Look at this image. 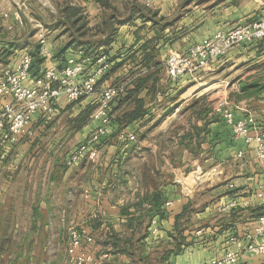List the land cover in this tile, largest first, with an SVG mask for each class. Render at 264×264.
Instances as JSON below:
<instances>
[{
    "label": "crops",
    "instance_id": "1",
    "mask_svg": "<svg viewBox=\"0 0 264 264\" xmlns=\"http://www.w3.org/2000/svg\"><path fill=\"white\" fill-rule=\"evenodd\" d=\"M139 1L49 0L48 7L46 4H35L34 0H0V76L3 69H13L23 55H29L31 66L35 62L40 63L38 76L32 75L31 71L29 73L27 83L30 84L40 77L44 69L62 66L68 57L77 56L80 47L87 45L86 51L92 56L91 59L98 54H106L110 60V69L105 75H108L107 78L99 81V85L107 86L117 82L114 79L129 69L145 71L141 62L148 47L154 46L157 59L164 62L170 53L183 52L218 30H228L253 20L264 19V0H211L210 4L202 3L203 0H152L150 7ZM16 2H24L28 8L22 12V24L18 23L14 15ZM40 36L44 37L43 44L39 43ZM89 71L90 67L86 72ZM168 83L171 89H176L175 92L186 86L187 89L195 88V92L200 90L196 94L193 92L190 98L179 99V106L186 105L188 113L198 114V126L207 122L209 133L201 135L204 138L200 145V155L207 157L209 167L206 170L215 167L220 175L206 183L210 185L206 189H212L211 194L219 191V197L214 203L204 204L199 212L193 213L197 223L188 226L183 232L188 242L194 236L191 229L201 226L203 241L188 243L179 255L170 257L166 263L198 264L221 257L229 249L226 241L230 237L243 239L245 232L257 225L256 216L261 213L259 207L262 205L258 200L248 209L238 207L227 212L217 210V206L232 197L252 198L259 188L263 190L264 165L255 159L252 146L247 147L233 139L230 141L231 131L216 112V104L221 100L239 105L242 110L234 112L236 119L241 118L244 111H249L264 134V39L234 47L223 58L200 70L195 80L183 76L176 84ZM208 95L213 99L211 107L202 101ZM199 97H202L200 102L196 100ZM91 99L94 102V98H86L73 104L59 99L55 114L59 112L69 116L70 113L72 118L77 117L87 108ZM8 100L0 92V111ZM169 107L165 106V111ZM156 115L159 116L158 112H155ZM169 116L172 120L178 118L174 112ZM51 117L36 114L30 127L34 129L36 125L42 131L41 128L48 126V131L52 130L55 124L50 126ZM146 118L144 116L143 121H137L133 129L139 128ZM61 120L59 117L57 122ZM91 121L92 124L72 134V149H76L93 131L97 122ZM131 125L127 130H131ZM40 135L30 142L27 140L31 137L21 138L15 144L2 142L0 136V264H66L65 231L69 222L74 218L79 220L85 217L83 219L87 220L96 217L97 213L102 224L94 232L109 241L112 236L124 240L133 236L135 241L136 237L147 232V237L141 242L144 250L142 254L173 246L169 235L173 232L175 216L189 202L192 208L193 195L199 186L184 196L170 186H158V191L161 190L165 202L170 205L166 206L165 203L162 206L165 215L159 219L157 236L152 240L148 228L144 227L143 232H140L141 221L135 222L138 211L115 206L117 203L113 201L111 189L117 184L111 176L116 171L109 169L108 163H105L108 156L110 158L114 155V148L103 144L108 137L96 146L100 148L99 155L105 163L101 166L104 173L99 174L96 168L88 166L86 158H81L74 166L66 167L70 153L61 157L63 153L56 154L49 147L40 150L39 142L47 139L46 134ZM182 135L177 138V144L181 142ZM142 147L148 149L150 145L146 146L145 142ZM156 149L155 144L154 156ZM238 152L242 153L241 161L228 163L236 159ZM230 164L233 177H228L227 182H231L234 188L227 194L229 192L224 189L226 175L223 171L229 170ZM124 189L136 190L129 181L124 183ZM82 190L84 198L78 195ZM132 199L133 203H142V206L145 201L144 198ZM83 205L86 206L85 210ZM147 208L149 204L146 208L141 207L142 211ZM130 219L132 223L128 222ZM121 223L124 225L121 226ZM263 239L264 236L260 238ZM105 248L109 252L110 261L104 264H143L134 262L125 254H114L111 244ZM238 264H264V256L245 252Z\"/></svg>",
    "mask_w": 264,
    "mask_h": 264
},
{
    "label": "built area",
    "instance_id": "2",
    "mask_svg": "<svg viewBox=\"0 0 264 264\" xmlns=\"http://www.w3.org/2000/svg\"><path fill=\"white\" fill-rule=\"evenodd\" d=\"M142 2L149 7L152 0H142ZM27 9L24 2H16L14 15L19 24H22V12ZM263 39L264 19L253 20L228 30H218L183 52L169 54L165 61L168 81L175 83L183 76L195 80L200 70L215 60L223 58L234 47ZM39 43H44L43 36H40ZM91 58L92 56L80 49L77 56L68 57L62 66H50L44 69L40 77L32 80L30 84L27 83L31 66L29 55H23L13 69H5L0 76V92L9 100L3 104L0 111L2 142L15 144L21 138L30 136V124L33 117L36 114L42 117L53 116L59 99L72 104L82 98H94L96 107L91 118L97 122V125L84 142L69 155L66 165L69 167L76 164L83 153H88L90 159L95 158L97 144L112 134L108 113L110 104L124 93L131 79L99 86V81L110 69V63L106 54H98ZM89 67L90 71L86 72ZM236 110H242V108L226 101H220L216 106V112L231 130L232 139L242 142L247 147L252 146L255 159L264 165V134L257 126L253 114L246 110L241 118L236 119L234 116ZM119 138L128 143H132L135 139L134 134L124 131L119 133ZM241 155L242 153L238 152L235 158ZM194 173H197L196 179L202 178L203 182L214 180L219 176L215 167L206 171H201L198 167ZM233 188L234 185L229 184V189ZM256 200L260 202L264 210V189L259 188L252 198L232 197L226 203L217 206V210L227 212L238 207L248 209ZM168 205L170 203L166 202V206ZM153 231H156V228H153ZM68 232L71 254L76 252L81 242L88 244L92 242V238L85 231L74 226ZM263 236L264 214L258 217L256 226L245 232L243 239L230 237L226 241L229 249L221 257L199 264H238L242 252L264 256V239L260 240ZM83 262L91 263L92 259L89 255L81 254L77 258V264Z\"/></svg>",
    "mask_w": 264,
    "mask_h": 264
},
{
    "label": "rangeland",
    "instance_id": "3",
    "mask_svg": "<svg viewBox=\"0 0 264 264\" xmlns=\"http://www.w3.org/2000/svg\"><path fill=\"white\" fill-rule=\"evenodd\" d=\"M47 2L50 3L49 0L48 1L34 0L35 4L38 5L41 3L43 6H46ZM210 2L211 0H205V1L203 0L202 3L210 4ZM138 4L141 6L140 3ZM184 13L185 11L182 12V14ZM156 60L158 61V64L161 67L158 70L159 80L156 84V87L154 88L153 91H150L149 93L141 94L145 104L144 105V109L146 110L145 118L146 116L148 118H146V120L142 124H140L139 128L135 127L133 129L136 123L135 122L131 125V127H129L131 130H127V128L116 131L113 130L112 134L108 137L107 141L103 143L105 145L114 148L112 151L114 155L111 156L110 158L108 156L107 161H105V163H108L107 167L109 169L113 168V170L116 171L115 173H113L112 176L110 175L114 183L117 184V186L115 185V187L111 189V193L113 194V201L117 203V205L115 206L127 208V210L133 208L134 211L136 212L138 211L139 214L135 218V222L141 221L139 223V226L141 227L139 228L140 232H143L144 227L146 228L147 224L149 225L148 231L152 236L151 237L152 240L155 239V237L157 236L156 235V233L158 232L157 224L159 220L157 217H153V218L150 217L151 215L150 212H147L148 208L145 211H142L141 207L146 208L148 205L147 202L144 201L143 206L141 205L142 203L141 204L137 202L133 203V201H131L133 196L134 199H138V200H141L139 198L142 199L144 197L146 198V196L150 195L152 191L158 190L159 185H162L164 187L170 186L172 187V190H175L177 193H179V195L184 196L186 194H191L193 190L199 186L197 192L195 193V195H193V206L192 208L189 209V213H190L189 217L186 218L188 219V221L183 219L180 220L179 225L181 227L184 226L186 227L187 225L188 226L195 225L197 223V220L193 215V213L199 212L203 208L204 204L214 203L216 201V198L219 197L218 196L219 191H215L214 194H211L210 191L212 189L210 190L206 189V187L210 186V185L207 186L206 183L211 182L212 179L210 181L203 182L202 178L196 179L198 176L197 173L196 174L194 173L196 168L198 167L200 168L201 171H206V169L209 167V163L206 162L207 161L206 155L203 154L200 155L202 153L201 151L202 149L200 145L203 144V141L202 142L200 141L199 145L198 142L194 140L190 142L181 141L179 144H177V138L179 137L180 134H183L182 136H180L182 138L185 134H187V132H189L191 126L193 125L198 126L196 124V120L197 118H199L198 114H192V112L188 113V111L185 108L186 105L180 107L179 99L182 98L183 100L186 98H190L194 94L199 93L200 90L195 92L196 91L195 88L187 89L186 86L183 87V89L175 92L176 89L175 88L171 89L167 81L166 72H165L166 59L164 62L163 61L161 62L157 58ZM4 70L5 69L2 70V73ZM151 71L157 72V70L154 71L152 70V68L150 72ZM126 75L127 73H124L120 75V77L115 78L114 80L126 81L127 79H132L135 77V76L125 77ZM107 76L102 78L101 81H105L104 79H106ZM99 86H103V84H100ZM170 90H172L171 93L172 95L169 94ZM210 96L211 95H208V98H205L204 100H202V97H199L196 100H198V102L202 100L208 106L211 107V103L213 99H211ZM84 99L86 98H82L79 101H82ZM89 102L90 103H88L87 107L90 109V111L87 118H85L84 123H81L80 121H78V119L74 120V118L76 117L72 118L70 116V113L68 116L66 114L61 115V113L58 112L57 114H55L50 118V122L48 121L50 126L52 123L55 124L52 130L48 131V128L50 127L44 125L47 127L45 129L41 128L42 131H40L37 129V126L35 125L34 129L33 127H30V136L24 138L28 139L29 137H31V139L27 140V142H30L33 138L41 137L40 134H46L45 138L47 139L39 142L38 146L40 150L44 149V147H49V149H51L52 151L55 150L57 152L56 154L63 153L61 157H64L69 153L71 154V150L72 152L76 150L74 148L73 149L71 148L73 142L72 134L76 133L78 130L82 129L85 126L87 127L88 124L90 123L92 124L91 115L96 107V104L93 102L92 99ZM116 104L117 102H114L111 105V111H109L110 120L112 119L114 120L115 117L121 111V109L117 108ZM165 106H170V107L165 111ZM155 112H158L159 116L157 115L154 116ZM173 112L174 114H176V116H178V118L172 120V117H170L169 115H171V113ZM59 117H61L62 120L58 123L57 120L59 119ZM143 120L144 118L140 121ZM46 121L47 120H44V122ZM121 131L124 132L130 131L128 133L134 134L135 137L134 141L132 143H128L126 141H123L121 138H119V133ZM145 142H146V146L150 145V147H147L148 149L146 148L144 149V147H142ZM155 144L158 149H156V153L154 156L153 145ZM99 149L100 148L98 147L96 148L97 154L95 158L90 159L88 157V153H83L82 158H86L88 160L89 162L88 166L90 168L92 167L96 168L99 174H103L104 173L102 172L103 167L101 168V166H104L105 163L101 161V156L99 155ZM141 149L142 151H140ZM121 150L123 151L120 153ZM240 158L241 156L236 159L233 158L229 160L228 163L234 162V160L240 162L241 161ZM65 166L68 167L67 165ZM231 166L232 164H230L229 170L223 171V174L225 172L224 175H226V180L223 181L224 189L229 192L227 194H230L233 191V189H229V184L232 183L227 182L230 177H233V174L230 173L232 171ZM235 166H237V164ZM123 171L125 172L124 174L122 173ZM128 181L131 183V187L135 188L136 190L124 189V183L126 184ZM201 187L202 188L204 187V189H200ZM223 193L224 192H221V194ZM78 195H81L82 198H84L83 190L80 191ZM85 209L86 206L83 205V210ZM263 211H261L260 214H263ZM97 214L95 215L96 217H91L87 220H84L83 218L85 217H83L79 220L74 218L69 222L70 224H68L67 229L65 231L67 234V244L65 247L66 264H77V258L80 257L81 254L89 255L92 259L91 263L83 262L82 264H104L110 261V258L107 254L109 252L106 251L105 246L110 245L111 241H109L104 236L97 235L98 233L94 232L102 224V222L99 221L101 219L100 217H97L98 216ZM153 221L155 222L154 224ZM120 225L123 226L124 224L121 223ZM72 226L85 231V233L92 238V242L90 244L81 242L76 252L73 254L69 253L70 239L68 232ZM153 228H156V231H153ZM191 230L194 231V236L192 237V239L188 240L190 244L199 243L203 241L204 237H203V232L201 230V226H198L197 228H193ZM89 231L92 232L94 236ZM142 236L143 235H140L136 237V239H140V237ZM100 246L102 247L101 249ZM244 253L245 252H242V254ZM150 262H152V264L154 263L151 258H150Z\"/></svg>",
    "mask_w": 264,
    "mask_h": 264
},
{
    "label": "trees",
    "instance_id": "4",
    "mask_svg": "<svg viewBox=\"0 0 264 264\" xmlns=\"http://www.w3.org/2000/svg\"><path fill=\"white\" fill-rule=\"evenodd\" d=\"M87 45H83L80 47L82 50H84L86 53H88L86 50ZM148 50V51H147ZM145 50V55L143 57V60L141 62V66L145 68V71H141L140 69H137L133 71L132 69H129L127 72V75L125 77H131L132 78L129 82V84L126 86L125 91L122 95L115 98L112 103L110 104L109 111H111V105L114 102H117L116 106L117 108L121 109L119 114L115 117V119L111 120L110 122V128L111 131H116L120 129L127 128L131 124L142 120L145 116L146 110L144 109V99L141 96L142 93H149L150 91H153L156 87V84L158 82V70L161 68L158 64V61L156 60L157 54H155L154 46L152 48H149ZM110 63V60H108ZM131 61L133 62V58H131ZM40 63L35 62L32 66H30V71L32 75L38 76V68ZM133 68V66H131ZM157 70V72H153L150 70ZM123 73V74H124ZM106 75V74H105ZM104 75V77H105ZM179 81V80H178ZM177 81V82H178ZM119 82V81H117ZM170 82V81H169ZM170 82L171 84H176ZM147 95V94H146ZM76 103V102H75ZM73 104V103H72ZM116 109V108H115ZM90 109L87 107L82 112H80L74 120L78 119L81 123H84L85 118L89 115ZM109 113V112H108ZM110 114V113H109ZM222 122H224L222 120ZM207 122H204L202 126H191L189 132L185 134L181 141H187L190 142L192 140L198 142V145L200 144V141H203V138L201 135H205L209 133V129L207 128ZM224 125H226L224 123ZM227 127V126H226ZM230 129V128H229ZM228 130V129H227ZM229 131V130H228ZM231 131V130H230ZM229 133V132H228ZM232 134V133H231ZM229 135V134H228ZM232 141V135L230 138ZM144 200L149 204V208L147 209V212H150V217H157L158 220L163 219L165 215V211L163 209V205L165 203V197L163 196V193L161 191H153L150 195L144 197ZM191 203H187L180 214L175 216V222L173 225V232L169 235V238L173 241L171 248L164 247L161 251L154 250L152 252H149L147 254H142L144 251L143 248H141V242L144 241V239L147 237V232L144 234L140 239H136L134 241V237H129L126 240L119 238L117 236H112L110 238L111 245H113V253H122L126 256L130 257L134 262H142L143 264H152L150 262V258L153 260V264H166L168 263V260L172 256H177L181 253V251L189 245L186 241V236L183 235V232L187 230V226L181 227L179 225L180 220H186L187 217H189V209H190ZM261 211H263L262 207H259ZM264 214V211H263ZM263 214H258L256 217L261 216ZM128 222L132 223V220H128ZM149 227L147 224L146 229ZM137 251V252H136ZM153 256V257H152Z\"/></svg>",
    "mask_w": 264,
    "mask_h": 264
}]
</instances>
